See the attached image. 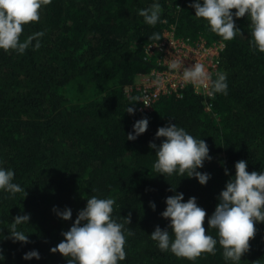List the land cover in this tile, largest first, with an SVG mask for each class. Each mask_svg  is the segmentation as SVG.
Here are the masks:
<instances>
[{"label": "trees", "instance_id": "16d2710c", "mask_svg": "<svg viewBox=\"0 0 264 264\" xmlns=\"http://www.w3.org/2000/svg\"><path fill=\"white\" fill-rule=\"evenodd\" d=\"M153 2L51 0L21 34L23 40L43 30L39 49L29 47L23 54L0 49V166L13 169V182L26 192L0 191V264H67L68 257L50 249L93 195L115 199L112 215L126 229L127 255L120 264H232L219 244L214 254L189 260L161 251L149 235L157 225L167 227L160 213L175 191L184 193L185 201L197 198L206 211L203 226L215 237L207 218L235 175V162L245 159L247 171H264V53L249 46L247 15L234 17L241 33L224 41L195 16L192 0H159L163 22L148 25L139 9ZM170 28L191 42H224L220 72L226 73L227 95L206 97L186 89L181 97L160 98L151 113L142 114L132 99L139 98L137 80L156 66L146 47ZM153 32L160 40H149ZM127 105L135 108L133 114ZM145 116V132L127 139L134 122ZM168 123L206 141L212 159L198 169L210 173L206 184L154 169L156 150L149 142L159 145L163 138L155 133ZM53 206L70 207L72 217L60 218ZM25 213L29 222L19 227L29 241L13 242L8 226ZM254 226L238 264H264V222ZM32 249L40 258L23 259Z\"/></svg>", "mask_w": 264, "mask_h": 264}, {"label": "clouds", "instance_id": "9594fccd", "mask_svg": "<svg viewBox=\"0 0 264 264\" xmlns=\"http://www.w3.org/2000/svg\"><path fill=\"white\" fill-rule=\"evenodd\" d=\"M49 3L51 0H0V49L15 50L18 54H23L29 47L39 49L40 38L45 34L43 30L23 40L21 34L24 25L40 19L41 9ZM191 7L195 9V16L203 18L210 30L224 41H230L241 33L234 17L247 15L251 27L249 46L264 53V0H192ZM162 11L159 0H154L149 7L139 9V15L145 23L155 26L163 22ZM160 38L159 32L149 36V40ZM169 68L180 71L185 83L205 86L209 96L216 93L227 95L228 83L224 72H217L213 80L203 63L195 62L184 67L182 60L176 58L170 60ZM132 99L141 100L138 97ZM126 111L133 114L135 108L127 105ZM148 123L146 116L136 120L127 139H136L145 132ZM155 136L163 138L159 145L149 142V147L156 150L153 167L158 174L194 176L200 184L207 183L210 173L198 171L205 160L212 159L204 139L194 137L176 123L159 127ZM234 167L235 175L226 181L218 195L219 202L207 218L208 230L215 229V237L203 226L206 211L198 206L197 198L191 196L185 201L184 193L175 192L172 186L174 194L165 198L166 207L160 213L168 220V225L165 228L157 225L149 235L161 251L194 260L205 252L214 254L219 244L225 261L238 264L242 254L249 249L250 238L254 237L255 223L264 222V171H247L245 159L236 161ZM228 173L225 168V174ZM14 175L13 169L0 166V191L10 195L26 194L21 184L13 182ZM114 203L113 197L93 195L87 198L75 221L62 233L64 239L50 251H59L68 257L67 264H120L127 255L124 247L126 229L112 215ZM150 206L153 209L156 207L154 202H150ZM53 211L64 220L72 217L70 207L60 210L53 206ZM29 219L27 213L15 216L8 226V238L13 242L27 243L28 234L19 226L28 224ZM32 258H40L38 250L32 249L23 254L25 260ZM3 259L0 253V260Z\"/></svg>", "mask_w": 264, "mask_h": 264}, {"label": "built area", "instance_id": "2783aa9c", "mask_svg": "<svg viewBox=\"0 0 264 264\" xmlns=\"http://www.w3.org/2000/svg\"><path fill=\"white\" fill-rule=\"evenodd\" d=\"M224 47L223 41L209 42L203 38L191 42L177 37L173 28L168 29L160 42L146 47L147 58L155 59L156 66L148 74L138 77L136 89L141 99L139 111L149 114L154 110L153 104L157 100L169 96L181 97L186 89L212 97L208 95L205 86L185 83L180 71L170 69L169 63L173 58L181 59L184 67H189L195 62L203 63L214 80L216 73L220 72Z\"/></svg>", "mask_w": 264, "mask_h": 264}]
</instances>
